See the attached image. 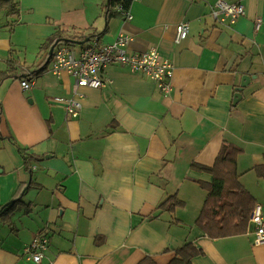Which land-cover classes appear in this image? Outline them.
I'll return each mask as SVG.
<instances>
[{"label":"crops","instance_id":"0c3cea01","mask_svg":"<svg viewBox=\"0 0 264 264\" xmlns=\"http://www.w3.org/2000/svg\"><path fill=\"white\" fill-rule=\"evenodd\" d=\"M226 1L245 7L231 25L211 17L216 0H132L130 20L107 16L104 0H13L17 14L0 9V206L20 199L0 217V264L146 256L168 264L187 243L200 251L191 264H264L249 219L244 233L218 238L195 224L207 196L198 181L212 175L192 164L211 166L224 141L242 149L238 180L264 211V176L254 169L264 166V0ZM181 21L188 35L175 44ZM56 32L102 44L125 33L128 53L156 48L172 65L169 94L110 64L106 84L81 87L82 109L68 117L57 98L72 95L73 77L55 75L49 62L32 72ZM30 74L35 83L23 89ZM171 195L183 205L158 209ZM37 234L48 237L39 263L24 251Z\"/></svg>","mask_w":264,"mask_h":264},{"label":"built area","instance_id":"2783aa9c","mask_svg":"<svg viewBox=\"0 0 264 264\" xmlns=\"http://www.w3.org/2000/svg\"><path fill=\"white\" fill-rule=\"evenodd\" d=\"M116 11L120 12L126 20L132 18L129 9L115 5ZM211 17L218 22L231 25L239 17L245 15V7L240 2H228L216 0L210 11ZM261 19L254 20V28L257 29ZM189 24L181 21L175 26L174 43L178 44L188 35ZM132 37L120 33L113 42L102 44L97 37L87 39L76 52L74 45L65 41L57 42L51 54H47L50 63V70L57 76L66 73L73 77L72 95L66 98H57L65 103L66 115L75 118L82 109L84 95L79 91L81 87L98 88L106 84L104 75L106 67L110 64L127 67L131 72H138L146 75L163 95H168L171 90L172 65L163 59L156 48L142 52L128 53L127 46ZM35 83V76L30 74L21 78L20 85L23 89H30ZM254 225L253 245L264 244V211L260 203H254L250 217ZM48 244V237L45 234H37L32 238L25 248V253L34 261H41L43 251Z\"/></svg>","mask_w":264,"mask_h":264},{"label":"trees","instance_id":"16d2710c","mask_svg":"<svg viewBox=\"0 0 264 264\" xmlns=\"http://www.w3.org/2000/svg\"><path fill=\"white\" fill-rule=\"evenodd\" d=\"M131 2L132 0H104V12L107 16L118 15L119 12L113 9L114 6L119 5L124 9H128ZM0 9L15 14L18 13V9L13 0H0ZM63 38L74 39L75 37L74 35H64L61 32H56L48 40L47 47L50 48L56 40H61ZM10 62L13 65L15 64V61L12 59H10ZM47 62H49L48 59L43 61L32 72L35 73L36 71L43 70ZM1 79L2 76L0 75V80ZM241 152L242 149L238 146L224 141L211 166L196 163L192 164L193 168L204 170L212 175V180L209 183L198 181L200 186L207 190V196L195 221L196 226L210 238L241 234L247 229L248 219L254 205V199L238 180L236 161L238 154ZM254 169L258 175L264 176L262 172L264 170L263 164L256 165ZM19 200V198L12 199V202L9 201L7 204L0 206V217L6 216V214L11 212L14 205ZM182 205L183 202L180 201L176 195H171L163 199L158 204L157 208L161 211L173 212L176 207ZM199 253L200 251L191 243L184 244L182 247L175 250V255L168 264H191V258ZM136 264L158 263L151 257L146 256Z\"/></svg>","mask_w":264,"mask_h":264},{"label":"water","instance_id":"95a60500","mask_svg":"<svg viewBox=\"0 0 264 264\" xmlns=\"http://www.w3.org/2000/svg\"><path fill=\"white\" fill-rule=\"evenodd\" d=\"M60 41H65V42L70 43V44H80V45H81V44H83L85 41H87V39H83V40L72 39V38H63V39H61V40L58 39V40L55 41L54 44H52V45L50 46V48H49V54H51V51H52L54 45H55L57 42H60ZM249 78H250V77H249L248 75H243V76H242V79H241L240 85H239V87H237L238 92L235 94V99H234V100H237V99L240 98V96H241V94H240V90H241V88H242L243 86L246 85V83L248 82ZM10 202H12V201H10ZM5 204H7V203H5ZM5 204H4V205H5Z\"/></svg>","mask_w":264,"mask_h":264},{"label":"rangeland","instance_id":"374dc122","mask_svg":"<svg viewBox=\"0 0 264 264\" xmlns=\"http://www.w3.org/2000/svg\"><path fill=\"white\" fill-rule=\"evenodd\" d=\"M33 86V85H32Z\"/></svg>","mask_w":264,"mask_h":264}]
</instances>
